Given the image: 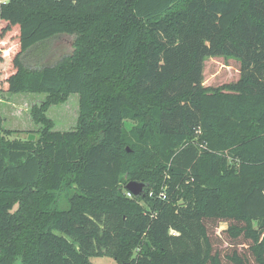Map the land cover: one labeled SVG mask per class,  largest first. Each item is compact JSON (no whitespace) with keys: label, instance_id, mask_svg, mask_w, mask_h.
Masks as SVG:
<instances>
[{"label":"trees","instance_id":"1","mask_svg":"<svg viewBox=\"0 0 264 264\" xmlns=\"http://www.w3.org/2000/svg\"><path fill=\"white\" fill-rule=\"evenodd\" d=\"M209 56L239 78L204 86ZM0 92L79 95L75 130L0 121V264H231L220 224L264 264V0H0Z\"/></svg>","mask_w":264,"mask_h":264},{"label":"rangeland","instance_id":"2","mask_svg":"<svg viewBox=\"0 0 264 264\" xmlns=\"http://www.w3.org/2000/svg\"><path fill=\"white\" fill-rule=\"evenodd\" d=\"M55 49L54 56L47 57L45 63L55 62L61 55L75 50L74 35H62L48 41ZM48 52V51H47ZM239 62L234 57L209 56L204 60L203 85L206 87H222L231 84L239 78ZM48 100L46 93L28 92H0V121L3 129L16 130L23 136L39 132L42 124L33 119L32 110L41 106ZM47 102V101H46ZM46 105L45 115L53 122L51 129L64 131L75 130L79 117V95L70 93L60 102H50ZM226 226L209 228V235L213 251L219 253L222 263H235L231 258L236 253L253 263V257L249 251V242L242 237H231ZM173 231V230H172ZM93 264H116L110 256L92 257Z\"/></svg>","mask_w":264,"mask_h":264},{"label":"water","instance_id":"3","mask_svg":"<svg viewBox=\"0 0 264 264\" xmlns=\"http://www.w3.org/2000/svg\"><path fill=\"white\" fill-rule=\"evenodd\" d=\"M27 138L28 140L31 141L34 139V135L28 134ZM145 186H146V183L144 182L136 181V180H129L126 182L124 188L127 191L131 192L133 196L139 197L142 194ZM126 264H129V263H126Z\"/></svg>","mask_w":264,"mask_h":264},{"label":"built area","instance_id":"4","mask_svg":"<svg viewBox=\"0 0 264 264\" xmlns=\"http://www.w3.org/2000/svg\"><path fill=\"white\" fill-rule=\"evenodd\" d=\"M126 195L129 196V197H131V196H132V193L129 192V191H127V192H126ZM162 197H165V195H162ZM171 233H172V234H175L174 231H171Z\"/></svg>","mask_w":264,"mask_h":264}]
</instances>
